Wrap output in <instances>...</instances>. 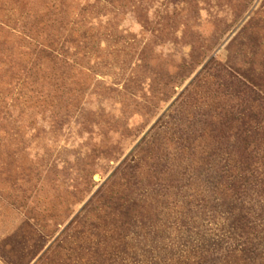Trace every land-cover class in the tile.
Segmentation results:
<instances>
[{
    "label": "rangeland",
    "instance_id": "1",
    "mask_svg": "<svg viewBox=\"0 0 264 264\" xmlns=\"http://www.w3.org/2000/svg\"><path fill=\"white\" fill-rule=\"evenodd\" d=\"M250 247L264 264V0H0V264Z\"/></svg>",
    "mask_w": 264,
    "mask_h": 264
},
{
    "label": "trees",
    "instance_id": "2",
    "mask_svg": "<svg viewBox=\"0 0 264 264\" xmlns=\"http://www.w3.org/2000/svg\"><path fill=\"white\" fill-rule=\"evenodd\" d=\"M244 238V235L241 233L239 234V240L243 239ZM247 239V237H246ZM240 252V251H239ZM243 252L245 253V251L243 250ZM241 253V252H240ZM246 253L248 254L249 253V257H250V260L254 263H257V259L255 257H251V255H254L256 254V249L255 248H252L250 247L249 250L246 251ZM264 259H262V262H263Z\"/></svg>",
    "mask_w": 264,
    "mask_h": 264
}]
</instances>
